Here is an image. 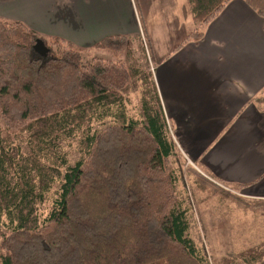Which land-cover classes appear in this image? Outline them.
<instances>
[{
    "label": "trees",
    "instance_id": "trees-1",
    "mask_svg": "<svg viewBox=\"0 0 264 264\" xmlns=\"http://www.w3.org/2000/svg\"><path fill=\"white\" fill-rule=\"evenodd\" d=\"M230 1L186 0L195 27L181 46ZM243 1L264 19V0ZM38 38L47 57L32 48ZM130 41L109 36L89 50L118 56ZM85 51L0 19V264H210L175 191L183 166L155 83L136 65L85 61ZM134 80L144 84L136 117L127 110ZM188 169L195 191L248 205Z\"/></svg>",
    "mask_w": 264,
    "mask_h": 264
},
{
    "label": "crops",
    "instance_id": "crops-1",
    "mask_svg": "<svg viewBox=\"0 0 264 264\" xmlns=\"http://www.w3.org/2000/svg\"><path fill=\"white\" fill-rule=\"evenodd\" d=\"M186 0H0V19L41 38L89 50L114 35L146 41L169 129L178 149L243 200L264 201V19L231 0L204 35Z\"/></svg>",
    "mask_w": 264,
    "mask_h": 264
},
{
    "label": "rangeland",
    "instance_id": "rangeland-1",
    "mask_svg": "<svg viewBox=\"0 0 264 264\" xmlns=\"http://www.w3.org/2000/svg\"><path fill=\"white\" fill-rule=\"evenodd\" d=\"M145 43L142 38L132 39L127 51L118 56H112L104 51L87 50L83 54V59L90 61L95 57H103L116 64L136 65L148 73L154 83V75L151 74L147 62ZM131 85L127 110L136 117L140 114L139 102L144 84L140 80H134ZM108 123L109 121H105L99 127L103 128ZM170 135L175 141L171 131ZM178 152L185 184L177 183L175 191L177 197L189 208V235L205 249L209 263L217 264L232 260L235 264H264V206L254 205L260 201H249L246 206L243 202L231 198L222 199L216 193L195 191L187 171L189 167L200 173L201 171L197 165L187 160L179 149ZM77 159V146L73 144L70 149L69 164L73 165ZM229 190L237 194L232 188Z\"/></svg>",
    "mask_w": 264,
    "mask_h": 264
},
{
    "label": "water",
    "instance_id": "water-1",
    "mask_svg": "<svg viewBox=\"0 0 264 264\" xmlns=\"http://www.w3.org/2000/svg\"><path fill=\"white\" fill-rule=\"evenodd\" d=\"M32 48L34 52L40 56L47 57L49 54V49L43 39L38 38L35 41H33Z\"/></svg>",
    "mask_w": 264,
    "mask_h": 264
}]
</instances>
